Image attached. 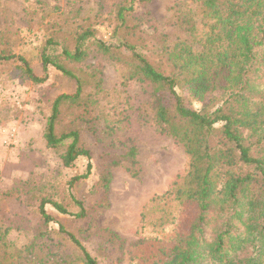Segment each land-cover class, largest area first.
Instances as JSON below:
<instances>
[{
  "label": "trees",
  "instance_id": "16d2710c",
  "mask_svg": "<svg viewBox=\"0 0 264 264\" xmlns=\"http://www.w3.org/2000/svg\"><path fill=\"white\" fill-rule=\"evenodd\" d=\"M134 1H116L110 42L96 40L95 45L116 65L122 86L129 82L151 86L148 109L154 124L182 145L187 158L186 174L150 201L153 205L145 207L141 220L154 214L160 202L167 208L182 210L190 204L196 209L188 230H176L150 264H264V0H183L169 7L168 34L157 30L148 13L134 14ZM8 17L12 14L0 6V62L16 60L22 75L34 83L45 77L34 76L31 61L39 62L43 72L51 67L75 83L74 92L52 99L42 136L46 148L62 149L59 158L66 169L79 158L90 162L86 132L109 156L100 167L101 198L91 204L89 195L75 194L90 163L85 174L69 181L71 194L63 203L44 194L33 202L36 190L29 188L16 199L13 210L8 202L15 193L5 194L6 203L0 208V264H119L121 254L107 263L98 258L121 250L115 234L101 229L86 235L94 237L97 256L84 246L82 232L74 225L85 217L86 209L104 205L109 170L122 163L133 170L137 156L135 146L117 148L108 140L112 130L100 124L102 116L106 118L98 110V97L106 93L100 71L81 66L93 30L79 21L63 29L53 23L35 54L14 56L15 44L8 45L7 40L9 34L13 39ZM88 90L96 97H89ZM185 90L198 109L185 104ZM165 97L171 102L165 103ZM29 214L34 220L10 219ZM165 221L160 219L161 227ZM11 231L24 232L28 239L30 235L29 242L17 246L8 239ZM248 242L253 244V256L238 260L237 252Z\"/></svg>",
  "mask_w": 264,
  "mask_h": 264
},
{
  "label": "rangeland",
  "instance_id": "374dc122",
  "mask_svg": "<svg viewBox=\"0 0 264 264\" xmlns=\"http://www.w3.org/2000/svg\"><path fill=\"white\" fill-rule=\"evenodd\" d=\"M36 1L0 0V6L6 14H12L8 21L13 25V39L10 40L12 34H9L7 40L8 45L15 44L12 49L14 56L22 53L28 56L35 54L48 36L53 23L59 25L56 28L62 29L72 28L71 22L78 21L81 25L89 26L93 30V38L89 41L87 56L81 66L83 69L98 68L100 71L101 89L106 92L98 97V110L106 117L102 116L100 124L112 130L108 140L117 148L135 146L137 150L133 170L126 163L109 170V183L102 198L104 205L86 209L85 217L76 220L74 225L80 228L82 243L93 255L98 256L97 244L94 237L87 238L86 235L107 229L119 238L121 250L108 251L98 256L102 262H110L121 254L119 264H150L153 255L159 254L157 249L170 244L176 230H188L196 213L194 205L186 204L180 210L181 208H167L164 202H160L154 214H149L144 222L141 220L142 212L153 205L150 201L166 193L177 177L186 174L187 158L184 148L171 136L161 133L154 124L148 109L151 86L138 82L122 86L118 80L116 65L95 45L96 40L110 42L117 0H39L40 4ZM182 2L183 0H149L147 4H143L135 0L133 9L136 15L148 13L157 30L168 34L172 31L169 7ZM16 38L18 40L14 41ZM19 66L16 60L0 62V208L6 203L5 194L12 192L15 194L8 203L13 210L17 209L16 199L28 192L29 188L36 190L33 202H36L37 195L43 194L65 202L71 194L68 189L69 181L73 176L85 174L88 163L91 165L88 176L79 181L78 193L75 194L78 198L83 194L89 195L88 201L93 203L101 198L103 192L102 189L97 191L101 181V164L109 156L103 146L84 132L85 142L91 147L92 160L89 162L85 158H79L71 168L66 169L59 158L62 149L46 148L42 137L52 99L62 92H74L75 83L51 67L43 72L39 62L31 61L34 76L45 77L42 83H34L22 75ZM87 95L96 97L93 90H88ZM184 97L188 107L199 108V104L190 99L187 90L184 91ZM164 102L170 103L171 98L165 97ZM68 209L74 212L72 208ZM46 210L56 216L49 207ZM27 218L34 220L31 214L25 217L10 216L14 222H24ZM160 219L167 220L162 227ZM142 224L145 225L144 228ZM8 239L21 246L27 240L29 242L30 235L28 239L24 232L11 231ZM243 247L237 252V259L241 261L253 256V244L248 242ZM53 249L52 246L50 251ZM43 251L41 253L44 254Z\"/></svg>",
  "mask_w": 264,
  "mask_h": 264
}]
</instances>
